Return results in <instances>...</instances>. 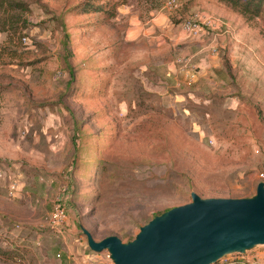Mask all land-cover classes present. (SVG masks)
<instances>
[{
  "label": "rangeland",
  "instance_id": "obj_1",
  "mask_svg": "<svg viewBox=\"0 0 264 264\" xmlns=\"http://www.w3.org/2000/svg\"><path fill=\"white\" fill-rule=\"evenodd\" d=\"M11 1L25 7L0 5V165H18L24 185L10 195V174L0 180V264H113L82 229L128 242L192 192L255 195L264 182L263 68L248 69L235 106L231 91L177 100L139 86L156 78L141 76L137 62L185 53H151L157 39L130 43L127 29L161 13L174 31L184 0L173 11L165 0H88L98 11L83 14L71 9L87 0ZM253 19L262 26L264 13ZM57 204L65 214L53 223ZM246 252L261 258L264 245Z\"/></svg>",
  "mask_w": 264,
  "mask_h": 264
},
{
  "label": "crops",
  "instance_id": "obj_2",
  "mask_svg": "<svg viewBox=\"0 0 264 264\" xmlns=\"http://www.w3.org/2000/svg\"><path fill=\"white\" fill-rule=\"evenodd\" d=\"M183 3L188 7L184 19L193 12L202 10L219 20L216 27L207 29L198 39L189 40L182 32V20L177 28L174 25L173 31V24L168 22V17L156 13L144 22H138V25L128 28L125 40L132 43L144 38L157 39V43L154 42L156 45L148 48L151 53L161 45L169 49L174 47L176 52L185 53L178 56H188L199 66L198 81L192 86L186 85L181 65L175 63L178 56L167 62H162L160 57H153L151 61L143 58L137 62L138 73L141 76L152 74L156 79L152 83L142 80L139 86L154 87L157 93L173 96L177 100H182L185 96L196 99L197 93H208L210 89L220 94L231 91V104L235 106L239 103L238 94L244 93L242 81L252 80L249 78L248 69L260 67L264 73V24L260 26L254 23L253 18L244 16L221 0H184L182 5ZM148 53L150 58L156 55ZM252 257L258 264L264 263V256Z\"/></svg>",
  "mask_w": 264,
  "mask_h": 264
},
{
  "label": "water",
  "instance_id": "obj_3",
  "mask_svg": "<svg viewBox=\"0 0 264 264\" xmlns=\"http://www.w3.org/2000/svg\"><path fill=\"white\" fill-rule=\"evenodd\" d=\"M94 252L106 250L113 264H215L230 253L243 254L264 245V182L245 198H202L155 215L135 238L96 241L82 229Z\"/></svg>",
  "mask_w": 264,
  "mask_h": 264
},
{
  "label": "built area",
  "instance_id": "obj_4",
  "mask_svg": "<svg viewBox=\"0 0 264 264\" xmlns=\"http://www.w3.org/2000/svg\"><path fill=\"white\" fill-rule=\"evenodd\" d=\"M179 7L177 0H165L163 8L173 11ZM218 19L202 10L193 12L186 19L181 21V29L184 37L189 40H195L202 36L207 29H214L218 23ZM175 63L180 64L184 72L185 83L187 86H192L198 78L199 66L191 61L188 56H178L175 58ZM210 144H214L212 138H209ZM7 173L10 174L7 190L10 195H15L23 184V173L16 164H9L8 166L0 165V180H3ZM260 177H264V173H259ZM64 208L61 204H57L54 207V211L51 217L53 223H58L64 218ZM108 257L109 253H108ZM216 264H258V261L250 256L247 252L230 253L221 257ZM264 264V263H262Z\"/></svg>",
  "mask_w": 264,
  "mask_h": 264
},
{
  "label": "trees",
  "instance_id": "obj_5",
  "mask_svg": "<svg viewBox=\"0 0 264 264\" xmlns=\"http://www.w3.org/2000/svg\"><path fill=\"white\" fill-rule=\"evenodd\" d=\"M231 6L232 8L237 9L241 14L249 18L259 17L264 13V0H221ZM3 2H7L11 7L22 8L25 7V4L21 2H14L11 0H0V5ZM71 11H76L79 14L91 13L98 11V8L92 2L83 1L72 7ZM4 91V88L0 86V97Z\"/></svg>",
  "mask_w": 264,
  "mask_h": 264
}]
</instances>
